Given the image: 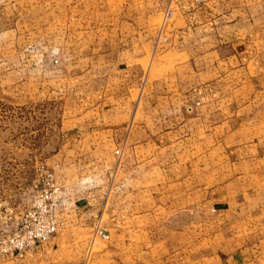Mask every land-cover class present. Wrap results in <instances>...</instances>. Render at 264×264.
<instances>
[{
	"label": "crops",
	"instance_id": "crops-1",
	"mask_svg": "<svg viewBox=\"0 0 264 264\" xmlns=\"http://www.w3.org/2000/svg\"><path fill=\"white\" fill-rule=\"evenodd\" d=\"M143 14L131 3L115 24L105 17L98 22L117 27V67L124 75L73 72L64 84L36 85V95L65 92L60 123L67 128H60L49 159L43 161L39 148L0 147L9 160L3 168L13 173L0 183V231H13L27 209L39 167L57 166V232L10 257L11 264H75L98 227L108 234L106 250L123 251L121 260L131 264H264V28L219 36L193 31L183 20L158 51L186 56L175 69L179 82H157L155 93L133 99L135 60L151 42L140 29ZM47 59L49 53L40 55L34 65L41 61L44 70ZM203 59L226 81L200 80L208 71L191 64ZM187 77L194 82L187 85ZM21 84L18 90L27 93L28 83ZM225 92L230 113L222 114ZM172 112L180 117L170 125ZM155 122L170 124L152 131ZM5 212H12L6 226Z\"/></svg>",
	"mask_w": 264,
	"mask_h": 264
},
{
	"label": "rangeland",
	"instance_id": "rangeland-1",
	"mask_svg": "<svg viewBox=\"0 0 264 264\" xmlns=\"http://www.w3.org/2000/svg\"><path fill=\"white\" fill-rule=\"evenodd\" d=\"M131 3L137 6L139 17L143 13L148 15L140 22V29L151 38V42L144 47L145 56L135 60L139 69L132 72V77L138 83V89L133 90V99L155 93L157 82H179L175 69L177 65L186 63V56H160L158 51L163 48L164 38L167 39L182 27L183 20L186 19L187 26L193 31L199 27L204 34L209 32L219 36L240 27L264 28V0H0V147L20 145L39 148L43 161L49 159L57 149L60 128H67L66 122L60 123L66 113L64 105L60 103V97L65 92L51 93L47 90V93L36 95V85H42L45 81L44 85L51 87L55 80L64 84L67 74L73 72L91 71L102 77L124 75V72L119 74L117 67L120 60L115 47L117 27L113 25L107 28L98 22L105 17L108 25L115 24L116 18L120 19L123 13L130 10ZM167 10L170 15L165 17ZM157 25L159 29L156 31ZM53 49H57L56 63L52 61ZM46 53H49L51 63L47 59L42 70V62L36 64L40 55ZM191 67L195 71H208L200 80L213 78L219 82L226 81L225 76L208 70L212 67V61L208 65L205 59L193 60ZM187 72L190 73L191 69ZM21 82L23 89L24 82L28 83L27 93L18 90ZM190 82L194 80L187 77V85ZM227 96L229 101H223L224 107H220L222 114H226L228 109L230 113V92L224 93V97ZM181 107L180 104L175 107L179 114ZM142 112L140 106L138 113L141 115ZM176 117L172 112L171 124L153 123L152 131H157L164 124H176L180 116ZM65 153H62V157L71 155ZM6 158L0 148V183L4 177L13 178V173L9 174L3 168V161H9ZM46 163L48 166L44 167L51 168L50 163ZM64 173L68 178L70 172L66 170ZM112 175L114 171L111 178ZM260 234L264 237V233ZM104 244L105 240L95 237L88 248L79 253L75 264H131L130 260H121L119 255L123 251H108ZM9 260L8 254L0 252V264H11Z\"/></svg>",
	"mask_w": 264,
	"mask_h": 264
},
{
	"label": "built area",
	"instance_id": "built-area-1",
	"mask_svg": "<svg viewBox=\"0 0 264 264\" xmlns=\"http://www.w3.org/2000/svg\"><path fill=\"white\" fill-rule=\"evenodd\" d=\"M170 15L169 10L164 16ZM57 49L52 51V61L57 62ZM119 154L118 150L114 151ZM47 169L40 166L37 177L32 185L33 194L27 209L14 220L13 231L0 233V252L9 257H21L25 250L32 249L53 237L58 229L59 222L56 217V203L58 188L53 179L54 168ZM12 212H5L3 217L4 226L11 219ZM5 228V227H4ZM94 234L101 240H107L108 234L100 227L94 230Z\"/></svg>",
	"mask_w": 264,
	"mask_h": 264
}]
</instances>
